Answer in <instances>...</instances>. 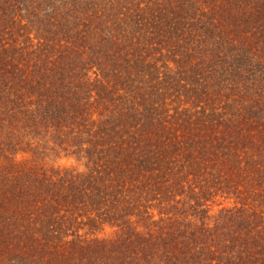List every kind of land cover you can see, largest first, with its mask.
I'll use <instances>...</instances> for the list:
<instances>
[{"label": "trees", "instance_id": "1", "mask_svg": "<svg viewBox=\"0 0 264 264\" xmlns=\"http://www.w3.org/2000/svg\"><path fill=\"white\" fill-rule=\"evenodd\" d=\"M0 264H264V0H0Z\"/></svg>", "mask_w": 264, "mask_h": 264}]
</instances>
